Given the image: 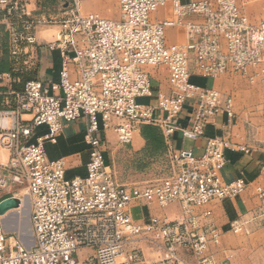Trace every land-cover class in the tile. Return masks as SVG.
Here are the masks:
<instances>
[{"label":"built area","instance_id":"obj_1","mask_svg":"<svg viewBox=\"0 0 264 264\" xmlns=\"http://www.w3.org/2000/svg\"><path fill=\"white\" fill-rule=\"evenodd\" d=\"M120 19L97 13L82 15L80 0L45 11V0H0V203L8 199L31 203L33 246L22 241L19 228L7 229L0 215V264H184L185 249L196 264H217L212 247L222 231L204 224L211 212L197 210L235 199L248 188L244 178L226 182V152L248 150L228 138H206L204 152L177 150L179 132L194 143L224 115L236 119L235 100L192 82L238 74L251 85L264 80V16L251 21L241 1L264 0H118ZM170 7L172 17L153 18ZM182 27L185 44H169L167 31ZM56 32L42 38V30ZM59 54L58 81L35 77L43 53ZM165 67L170 92L155 91L151 68ZM34 75L24 81L26 75ZM20 87V88H19ZM148 99V103L142 100ZM192 106L189 126L180 123ZM85 121L88 161L84 176L69 178L66 159H50L47 145H56L64 128ZM161 130L167 174L155 182L120 184L107 162L113 131L130 146L143 126ZM40 128L46 133L36 136ZM261 205L232 222L234 234L264 228ZM173 205L174 221L152 217L138 225L132 204ZM140 240L163 247L165 256L147 261ZM92 252L80 260V252Z\"/></svg>","mask_w":264,"mask_h":264},{"label":"crops","instance_id":"obj_2","mask_svg":"<svg viewBox=\"0 0 264 264\" xmlns=\"http://www.w3.org/2000/svg\"><path fill=\"white\" fill-rule=\"evenodd\" d=\"M40 40L42 41L41 36ZM61 68L57 52L40 54L39 60L35 62V77L56 82L59 79ZM149 72L154 90L163 92L159 85L160 77L157 79L158 76H154L151 69ZM33 77V74L26 75L24 81ZM192 82L203 88L215 89L224 92V94L232 95L235 100L236 119L233 125H228L227 118L224 115L219 116L214 125L206 127L205 138L197 143L184 140L182 135L177 132L172 138L173 146L177 150H192L199 156L204 152L206 138H228L236 148L241 146L248 150V154L227 151L228 163L223 170V178L226 182L238 178H244L247 181L250 188L245 194L246 197H242L248 203L238 206L235 204L237 200L232 199L214 203L198 210L199 215L210 211L211 216L203 218V223L222 231L221 244L217 247L213 246L212 252L215 254L217 264H264V228H257L252 224L249 234H234L230 230L232 222L246 216L250 210L257 209L261 205L259 199L254 198L253 189L254 186L264 189V83L251 86L242 77L227 75L220 80H212L202 78L196 73L192 76ZM169 92V89L165 91V93ZM148 102V99L142 100V103ZM192 109L191 105L186 107L185 113L180 118L181 125L189 126V116L192 114ZM85 128L86 122L84 120L69 124L59 136L56 145H47V153L50 159L67 160L69 178L84 176L86 173L88 147L84 139ZM45 133V128H40L36 136ZM107 138L110 143L107 162L110 165L109 156L114 157L115 155L112 144H117L118 138L113 131L107 133ZM145 148L146 141L142 137V130L140 129L134 134L133 142L128 150L129 156H139ZM4 155L3 152L0 153V157H4ZM171 208L178 210L175 205L167 209H160L156 204L136 203L130 206L129 213L136 224L143 225L149 222L152 217L173 220ZM174 217H181L180 209ZM134 245L143 250L147 261H157L166 254L163 247L151 245L144 240L137 241ZM180 252L184 264H196V259L187 250L182 249ZM91 254L92 252L87 250L80 252V260H84Z\"/></svg>","mask_w":264,"mask_h":264},{"label":"rangeland","instance_id":"obj_3","mask_svg":"<svg viewBox=\"0 0 264 264\" xmlns=\"http://www.w3.org/2000/svg\"><path fill=\"white\" fill-rule=\"evenodd\" d=\"M64 2H69L70 4L71 0H45V6H44L45 11L52 12L54 9L60 8L62 6V3ZM241 6L244 12L253 22L259 21L264 16V5L261 2L241 1ZM80 12L82 15L97 13L102 17L111 20H118L120 19V15H121L120 5L118 0H80ZM172 16L173 14L169 7L168 9L161 10L159 13L153 15V18H157V17L165 18ZM55 32H56L55 29H50L49 31L42 30L40 36L42 38H49ZM167 42L169 44H185L187 42L185 30L182 27L168 30ZM151 72L154 74V76H158L157 79L160 77L159 85L161 90H163V92L167 91L168 89L170 90L169 84L167 83L168 71L165 67L151 68ZM227 75L233 77H241L238 74L228 73L215 80H220L221 78H224ZM260 83H264V80L260 81L258 84ZM256 85H251V86H256ZM222 93L224 94V92ZM112 146L115 155L114 157H112V155L109 156V162L111 167L114 169L120 184L133 185V184H139L145 182H155L157 180L162 179L167 174V168H166L167 160L165 158V153L163 155H158V156H149L143 152L139 156L130 157L128 151L130 146H122L119 144V142L117 144H112ZM257 187L258 186H254L253 189L254 198L257 197L256 195ZM249 188L250 186L248 184L247 190L240 197L233 199L235 201L237 200V203H235L236 205L241 206L248 203L246 200L243 199V197H246L245 194L248 193L247 191L249 190ZM22 200H23V207L14 209L16 211L8 215V217L4 221L6 228L8 229L11 227L19 228L20 233L21 231H23L24 226L25 229H27V227L29 226L31 228L30 201L28 198H23ZM179 209L180 208L178 207V210H176V208L171 210L173 215L172 216L173 220L168 219L169 221H174L179 219V217L177 218L174 217L175 214H178ZM252 211L250 210V212ZM250 212L248 214H250ZM197 214H198V210H197ZM24 244L28 248H30L33 245V237L24 239Z\"/></svg>","mask_w":264,"mask_h":264},{"label":"trees","instance_id":"obj_4","mask_svg":"<svg viewBox=\"0 0 264 264\" xmlns=\"http://www.w3.org/2000/svg\"><path fill=\"white\" fill-rule=\"evenodd\" d=\"M142 137L146 141L144 153L149 156H158L165 153V143L159 128L145 125L141 128Z\"/></svg>","mask_w":264,"mask_h":264},{"label":"water","instance_id":"obj_5","mask_svg":"<svg viewBox=\"0 0 264 264\" xmlns=\"http://www.w3.org/2000/svg\"><path fill=\"white\" fill-rule=\"evenodd\" d=\"M19 207H20V201L19 200H17V199H8V200H5L2 203H0V215H4L8 211L17 209ZM31 233L33 235L32 228H31ZM24 234H26V236H28V234H29V227H27V229H25V232L21 234L22 241H23Z\"/></svg>","mask_w":264,"mask_h":264},{"label":"bare ground","instance_id":"obj_6","mask_svg":"<svg viewBox=\"0 0 264 264\" xmlns=\"http://www.w3.org/2000/svg\"><path fill=\"white\" fill-rule=\"evenodd\" d=\"M30 201V200H29ZM23 207V202H21L20 203V208H22ZM30 211H31V203H30ZM7 217H8V215H7ZM5 224V223H4ZM8 229V228H7ZM24 233L25 232V226L23 227V231H21V233ZM31 237H33V235H32V233H31V228H30V226H29V234H28V236H26V234H24V236H23V241H24V239H26V238H31ZM33 242H34V239H33ZM33 246V245H32ZM31 246V247H32ZM30 247V248H31Z\"/></svg>","mask_w":264,"mask_h":264}]
</instances>
